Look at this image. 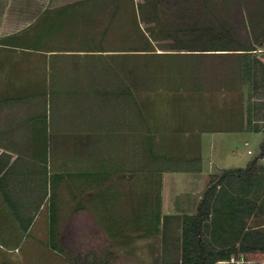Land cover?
<instances>
[{
	"label": "rangeland",
	"instance_id": "1",
	"mask_svg": "<svg viewBox=\"0 0 264 264\" xmlns=\"http://www.w3.org/2000/svg\"><path fill=\"white\" fill-rule=\"evenodd\" d=\"M60 7H68L66 14L59 13ZM225 30L233 42L228 37L218 42L217 34ZM221 44L229 50H203ZM244 49L251 50V74L245 71ZM52 58L54 69L48 67ZM47 75L65 77L63 85L73 94L49 99L57 105L51 118L59 131L52 133V140L60 145V153L81 133L91 136L93 145L104 140L90 121L92 130L71 131L87 121L77 114L79 105L97 102L102 122L110 117L117 123L126 118L122 102H133L134 112L128 109L135 124L133 143L120 150L128 155L134 178L123 182L126 178L114 173L110 179L112 168L121 171L122 165L109 162L100 175L70 178L65 184L70 195L54 185L55 197L50 181L44 187L41 175L32 184L2 178L0 264L176 263L182 256L179 229L170 228L161 238L146 234L148 238L141 237L144 231L135 225L149 207L144 172L152 170L155 177L153 168L176 166L177 157L194 155L200 150L196 135L207 133H196L195 128L207 120H213L215 128L246 125L264 131V0H0V88L24 86L25 92L27 85H34L33 78ZM13 77H23L24 82H11ZM86 91L91 94L84 95ZM24 102L27 107L11 106L0 115L5 129L0 158L17 157L19 171L33 167L20 158L30 155L35 137L30 127L16 125L20 117L44 110L48 101L41 95ZM122 106L125 111H118ZM142 113L148 126L142 124ZM250 146L255 149L256 144ZM102 150L113 153L109 146ZM256 151L246 152L245 158L250 160ZM170 156L175 158L171 161ZM78 166L70 164L72 170ZM84 166L90 171L98 168L94 163ZM79 187L83 195L75 194ZM2 192L17 201L22 218H16ZM222 221L217 218L211 230L223 233ZM123 224L129 229L117 233Z\"/></svg>",
	"mask_w": 264,
	"mask_h": 264
},
{
	"label": "crops",
	"instance_id": "2",
	"mask_svg": "<svg viewBox=\"0 0 264 264\" xmlns=\"http://www.w3.org/2000/svg\"><path fill=\"white\" fill-rule=\"evenodd\" d=\"M67 9L68 7H60L59 13L64 15L66 14ZM34 43L35 42H33L32 45H34ZM48 62V67L52 66L53 69L56 68L55 64H53L56 63L53 58ZM67 78L69 79V83L74 82L71 78ZM11 79V82L14 83L22 84L24 82V80H22L23 77H13ZM35 79H32L34 85L32 87L27 85L28 88H25V92L23 89L24 86L19 87V89L12 87L13 85L10 86V88H0V115L7 114V109L11 106L14 108L27 107V105H25L26 102H24L25 100L37 99L41 95L46 97V100L48 101V108L46 107L42 111L38 109L33 114L30 112V116L24 120L23 117H20V122L16 125L22 127L25 126L27 129L30 127V132L32 133L31 138L35 137L29 144V147L31 148L30 155L22 156L20 158L21 163L28 164L30 162L31 166L34 168L32 167L26 171H19L22 170V167L18 165L19 162L17 157L11 159H7V157L4 159L0 158V177H3L5 180H9V178H22L32 184L36 178L41 175L44 187L46 185V180L48 179L50 181L51 193H53L52 187L56 185L59 189L64 188L66 190L65 194L67 193L70 195V193H68L69 190L65 188L66 182H71L70 178H77V180L80 181L81 179H87V174L100 175L105 172L104 166L110 162L112 164L119 163L122 165V168L121 171L119 169L118 171H115L114 168H112V171H110L111 178L108 177V179H113V174L115 173L122 178H126L123 182H126L129 178L131 182L133 180L132 178H134V173L132 172L133 169H129L130 161L128 155L123 156L120 149L128 148L133 143L132 134L135 126L132 119L133 115L131 119H129V111L131 114L134 112L133 102L131 101L130 104L128 103V100L126 102H122V104L127 106L125 109L127 111L126 118L123 117L121 120L117 119V123H112L110 117L108 118V122H102V112L100 109L97 111L99 107L97 102L92 103V106H87L86 103L81 106L79 105V109L81 110L77 114L79 116H83L82 119L87 121L84 122L86 124H79L76 129H72L71 131L86 132L92 130L94 127L93 130L101 132V136L104 140L100 138L99 144L93 145L91 143L92 139H90L91 136H84L81 135V133L77 136H72L74 138V140H72V142H74L73 146L72 144H68L66 141V146H62L63 152L60 153V145H55L52 140V137L55 136L52 133L59 131L54 127L55 120L51 118L54 116L53 108L57 107V105L55 103L51 105V101L49 103V99L53 98V96L54 98H59L61 96L65 97L73 94H71V92L64 87L65 82L61 79H65V77L58 79L55 75H47L45 78H39L38 80ZM26 82L28 81L26 80ZM0 83H2L1 78ZM56 85L59 89H56ZM56 90H58L57 94H55ZM63 93H66V95ZM87 94H91V92L86 91L84 93V95ZM99 94L100 93L96 92L94 95ZM127 95L128 94H126V96ZM123 96H125V94ZM70 97L68 99H71ZM89 97L91 96H88V98ZM61 102L64 104V99ZM65 106L67 108V103ZM125 110L122 106L118 111L124 112ZM142 115L144 116L142 124L148 126L144 123H148L147 119L145 120V114L142 113ZM89 121L92 125H94L93 127L88 125ZM204 123V126L197 125L195 128L196 133L201 131H207V133H204L203 135H196L198 148L200 150H197L194 155L189 154L190 156L182 155L177 157L179 159V163L176 166H166V164L162 165L163 168H153L156 172L155 177L152 176V170L148 173L144 172L145 178L147 176L145 189L147 192L149 207L146 209L147 214L143 220L139 221V223H136L135 225L144 231L141 237H148V235L152 236L151 234L158 233L161 238L163 235L168 236L166 231L170 228L179 229L180 234L178 237L180 238L179 241L182 243L184 216L195 215L198 213L207 191L212 187L213 195L209 198L212 213L214 209L224 212L222 220L225 222H229L228 216H226L227 214H225V212L237 210L239 213V234L237 239H231V234L225 233L219 234V236H221L219 239L217 237L218 235L213 237L211 230V222L213 218L212 214L210 218L206 220L205 239L214 244L212 249L215 254L219 252L218 249L220 248L219 243H216L214 240L216 238L218 241H228L231 245L233 244L232 242H234V245L239 246L241 256L240 258L235 259V256L233 255V261L242 258L248 260H264V250H247V248H245L246 245L243 248H240L242 244L246 242L248 243L246 240V234L248 231H253L255 234H258L254 235L255 238L260 237L264 233V222L262 223V221H260V218L264 216V156L258 157L261 154L264 131L262 129L246 125L243 127L239 126L238 128H215L216 126L213 120H207ZM17 129L18 128L16 127L15 130ZM4 131L5 129H3L0 125V147L2 145L1 133H4ZM103 131L106 133L105 135ZM191 131H194V129ZM107 133L110 134L108 135ZM105 138H108V140L106 141ZM147 141L146 145L149 148L151 146L149 145L150 140ZM252 144H256L255 149L260 147L258 148V151L251 148L250 145ZM108 146L113 151V153H110L111 155H107L109 153L105 154V151L102 150L103 147L105 148ZM97 147L98 149H96ZM70 149H72V151ZM255 151L256 155L254 157L252 156L250 160L245 158L246 152L247 154L254 155ZM157 158L160 159V162L163 159L159 157V155ZM170 158L172 161L175 157L170 156ZM256 159L257 161L255 164L253 163L251 165V163ZM16 162H18L17 165H15ZM73 162L79 164L75 170L70 168V164ZM88 163H94L98 165V168L90 171L91 168L88 169L84 166ZM52 164H57L58 168H53V170H51ZM250 165L251 168L248 172H246L245 170ZM39 167H41V170ZM236 170H242L243 172L245 171V173H235L233 175L229 174L227 177H222L226 171ZM1 189L2 187L0 186V190ZM75 191V194L83 195L79 192L81 191V187L76 188ZM48 192L49 190H47V196L49 195ZM57 193L59 194L58 190ZM52 196L55 197L54 193ZM123 197H126V195ZM235 199L237 200V203H234ZM247 201H249V203ZM27 204L29 203L27 202ZM22 216L23 214L21 213V218ZM108 227L110 229L112 228L111 226ZM241 227H243V230H241ZM119 229L128 230L129 228L126 224H123L118 227L116 230L117 233L119 232ZM163 229L165 231H163Z\"/></svg>",
	"mask_w": 264,
	"mask_h": 264
},
{
	"label": "trees",
	"instance_id": "3",
	"mask_svg": "<svg viewBox=\"0 0 264 264\" xmlns=\"http://www.w3.org/2000/svg\"><path fill=\"white\" fill-rule=\"evenodd\" d=\"M224 34H223V33ZM219 32L216 36V38H218V42H222L224 40V38L228 37L230 39L231 42L234 41L233 37L230 35V33L228 31H222ZM221 47H210V48H203V50H229V48H227L225 45L221 44ZM194 50H200L199 48H193ZM246 54L244 55V61H245V71L248 74L252 73V63L249 62V56L248 55L251 50L250 49H244ZM264 156V142L262 144V148H261V154L258 157H263ZM257 161L254 160L251 165ZM251 165L248 166V168L245 170L246 172L249 171V169L251 168ZM245 171L243 172L242 170H236V171H226L222 177H227L229 174L233 175V174H238V173H245ZM3 178V177H2ZM0 177V180L2 179ZM6 181V180H5ZM1 184V183H0ZM1 187H3V184L0 185ZM4 193V192H3ZM5 195V200L6 203L9 205L10 208H13L14 213L16 215L17 219L21 218V211H20V207L17 204V201L14 200L12 197L10 198L6 193H4ZM213 195V188L211 187L206 195L204 200L202 201L199 211L197 214L195 215H185L184 216V226H183V241L181 244V250H182V256H181V260L176 262V263H165V264H236L235 261L232 260V256H235V259L240 258L241 254L239 252V246L238 245H234V242H232L233 244L231 245V243H228V241H221V240H217L216 238L214 239L216 241V243H219L220 248L218 249L219 252H217L215 254V252L213 251L212 247L214 246L213 243L208 242L205 239V222L208 218H210L211 214H212V224L213 227H216V219L217 218H223L222 216L224 215V212H222L221 210H216L214 209L213 213L211 211V207H210V202H209V198ZM237 203V200H234V203ZM249 203V201H247ZM225 214H227L226 216H228V221L230 222H225L224 220L220 223L222 224L223 228H220L223 233L221 232H217L215 230L212 229V236L215 237V235L217 233L219 234H231L230 238H238V211L237 210H233L230 212H225ZM231 228V229H228ZM236 228V229H234ZM25 229H28L27 227ZM241 230H243V227H241ZM217 232V233H215ZM51 235L53 236V232L51 233ZM254 235H258L255 234L253 231L250 232L248 231L246 234V240L248 241V243H244L242 244V246H240V248H243L245 245L247 248V250H252V251H259V250H264V233L260 236L255 238ZM54 237V236H53ZM221 238V237H220ZM256 239V241H255ZM259 243H258V241ZM53 242V240H52ZM54 245V246H53ZM52 247H55V244H52ZM215 256V257H214Z\"/></svg>",
	"mask_w": 264,
	"mask_h": 264
},
{
	"label": "built area",
	"instance_id": "4",
	"mask_svg": "<svg viewBox=\"0 0 264 264\" xmlns=\"http://www.w3.org/2000/svg\"><path fill=\"white\" fill-rule=\"evenodd\" d=\"M235 262H236V264H254L253 261L248 260V259H243V258L236 260Z\"/></svg>",
	"mask_w": 264,
	"mask_h": 264
}]
</instances>
